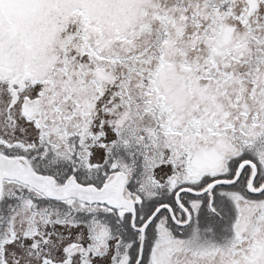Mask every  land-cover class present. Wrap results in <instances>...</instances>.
<instances>
[{"label":"snow or ice","instance_id":"1","mask_svg":"<svg viewBox=\"0 0 264 264\" xmlns=\"http://www.w3.org/2000/svg\"><path fill=\"white\" fill-rule=\"evenodd\" d=\"M0 264H264V0H0Z\"/></svg>","mask_w":264,"mask_h":264}]
</instances>
